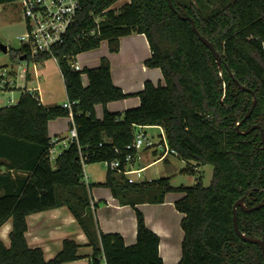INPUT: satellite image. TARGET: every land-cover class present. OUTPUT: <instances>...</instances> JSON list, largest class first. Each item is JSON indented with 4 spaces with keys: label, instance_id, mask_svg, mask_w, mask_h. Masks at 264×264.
<instances>
[{
    "label": "trees",
    "instance_id": "1",
    "mask_svg": "<svg viewBox=\"0 0 264 264\" xmlns=\"http://www.w3.org/2000/svg\"><path fill=\"white\" fill-rule=\"evenodd\" d=\"M120 1L79 0L77 21L51 54L31 58L23 47L13 55L27 56L28 65L56 60L67 99L75 103L78 142L71 143L53 166L49 123L69 117L68 111L47 108L35 92L25 90L16 105L0 110V228L9 220L13 223L10 247L0 240V264L78 260V245L72 241H65L49 262L41 249L27 244V217L60 207L70 211L85 233L92 248L90 264H102L103 255L107 264H164L160 238L147 227L137 206L162 204L169 193L184 194L175 203L185 216L178 264H264L260 246L242 241L233 226L238 201L244 199L246 208L264 203V0H171L175 11L168 0H129L112 9ZM13 2L0 0V5ZM181 17L191 18L213 44L221 68L192 24ZM132 34L146 36L152 57L145 65L161 70L163 85L146 82L142 92L132 94L140 99L138 108L112 113L109 103L132 95L114 85L108 59L82 72L72 65L78 55L98 49L104 41L112 54L118 53L120 39ZM97 106L103 107L102 119L96 117ZM138 127L162 128L169 148L187 163L183 172L193 175V168L211 166L213 176L208 188L202 179L192 187L174 188L169 178L129 184L108 171L100 186L136 214V243L126 246L120 234H106L99 227L90 189L83 182L79 148L86 165L120 159L115 149L124 156ZM236 215L241 233L264 241V208L249 213L238 208Z\"/></svg>",
    "mask_w": 264,
    "mask_h": 264
},
{
    "label": "crops",
    "instance_id": "2",
    "mask_svg": "<svg viewBox=\"0 0 264 264\" xmlns=\"http://www.w3.org/2000/svg\"><path fill=\"white\" fill-rule=\"evenodd\" d=\"M104 43L107 44V48L104 49L102 56H91L94 58L85 61V53H82L77 56L76 63L83 60L84 66L87 64V66L92 65L95 66L94 68H97L101 64V59L107 58L110 63L112 81L125 95H134L142 92L145 83L148 81L156 86L159 84L163 85L161 70L150 69L145 65L146 61L152 57V52L145 35L132 34L121 38L119 52L115 54L110 52L107 41L102 42L101 45ZM36 73L39 75L38 71ZM26 78L28 80L32 79V74L29 70L27 71ZM83 86H88V80L85 76L83 77ZM36 89L40 90L39 96L45 106L39 86L31 89L25 88V91L33 92ZM133 95L125 100L109 103L107 109L112 113L123 114L126 110L138 108L140 106V99ZM98 107L95 108V111ZM100 112L103 118L104 110H100ZM66 118H68L69 124H71L70 118ZM148 128L152 127H147L146 129ZM151 151L154 156H157L155 160L149 154L146 157V152H149L147 150L140 153L139 158L135 162L136 169H146L144 174L157 166L158 169L162 170V163L170 167V160L172 158L178 159L176 155L169 154L164 160H159L163 152ZM143 160H145L146 164H142ZM192 164L195 163L192 162ZM87 171L90 179L86 186L90 189L91 210L98 221L101 231L106 234H120L124 238L126 246H133L137 238V220L134 209L130 206L120 205L109 189L100 186V184L105 182L107 174L99 178L94 171ZM145 179L148 181L152 180L147 178L146 175ZM172 187L178 188L173 185ZM183 197L184 194L181 193H169L162 204L145 203L137 206L145 216L147 227L160 238L159 253L164 264H178L182 258L184 233L181 229V221L185 216L176 210L175 203ZM27 226L28 229L25 236L28 246L31 249H41L46 262L53 260L62 251L65 241H72L78 245L79 259L65 264H90L92 248L89 246L88 239L75 217L66 207L29 215L27 217ZM12 230V220L7 221L0 228V240L6 247H10V234Z\"/></svg>",
    "mask_w": 264,
    "mask_h": 264
},
{
    "label": "rangeland",
    "instance_id": "3",
    "mask_svg": "<svg viewBox=\"0 0 264 264\" xmlns=\"http://www.w3.org/2000/svg\"><path fill=\"white\" fill-rule=\"evenodd\" d=\"M129 0H122L119 3L115 4L112 9H120L123 5L128 3ZM26 34V27L22 21L21 11L19 10L18 5L13 4H1L0 5V47L4 46L7 48V53L5 54L0 48V66L4 69L10 71L9 80L13 81L14 88L12 92L7 91L2 94V99L0 100V110L7 107V101L10 98L15 100L14 104H17L21 93L25 88H36L37 86L41 89V94L43 97L44 104L47 108L62 107L67 103V95L65 91V84L61 77L59 67L57 63L53 60H47L42 64H31L28 66V70L32 74V79L28 80L27 78L21 77L22 69L19 68L22 64H18V59H13V55L19 53L24 44L19 40L20 37ZM107 48V44H102L99 49L95 51H90L85 53L86 60H91L94 57L91 56H102L104 49ZM95 54V55H94ZM83 60L78 62V65L84 70L85 67L88 69L94 68L95 66H84ZM28 64V63H27ZM26 66V63L22 65ZM38 71L39 75L36 73ZM17 75H16V74ZM16 75V77H14ZM19 75V76H18ZM14 77V78H13ZM37 91V89L35 90ZM99 110V113H98ZM100 110H103L102 107H98L97 119L102 118ZM103 113V112H102ZM69 120L66 117L58 118L49 123V136L52 140H55L57 137L65 138L69 135ZM149 138H153L156 144L161 142V135L164 133L163 129L160 127H152L145 130ZM65 151L64 147H56L54 151L51 162L54 166L55 159ZM147 151V150H143ZM142 151V152H143ZM146 152V157L151 156L154 160L157 156H154L152 151L148 150ZM141 152V153H142ZM158 153H161V150H158ZM159 155V154H158ZM159 157V156H158ZM171 166H167L162 163V170L157 167L151 168L145 175L147 178L152 180H159L161 178L167 177L170 178L171 184L177 187H192L198 183L199 179H202L204 187L208 188L211 185L213 168L211 166L197 167L195 169V174L191 175L189 173L183 172L187 167V163L172 158ZM142 162V161H141ZM142 164H146L143 160ZM192 164V163H191ZM195 167V164H192ZM87 170H92L98 175L97 177H103L107 174L105 167L99 163L90 166H86ZM88 172V171H87ZM151 181V180H150ZM176 195V194H175Z\"/></svg>",
    "mask_w": 264,
    "mask_h": 264
},
{
    "label": "built area",
    "instance_id": "4",
    "mask_svg": "<svg viewBox=\"0 0 264 264\" xmlns=\"http://www.w3.org/2000/svg\"><path fill=\"white\" fill-rule=\"evenodd\" d=\"M12 4L18 5L21 11L22 21L26 27V34L20 37L19 40L24 44L31 58L51 54L53 49L63 44L65 37L77 21L81 10L79 0H14ZM91 34H94V31L91 32ZM17 59L18 64L24 65V63H26L25 67L22 65L19 67L22 69L21 77L26 78L29 66L27 60L20 61V57ZM53 60L56 62L55 59ZM72 68L77 72L83 71L76 62L72 65ZM10 73V71L0 66V100L4 92H12L13 90V81L9 80ZM16 75L14 77H16ZM33 92L37 94V100L43 105L39 96L40 90L37 89V91ZM14 103L15 100L10 98L7 101V108L16 105ZM74 105L75 103L67 101V103L62 106L68 111L71 120L69 135L65 138L57 137L55 140H52L53 147L50 150V159L56 147L63 146L66 150L71 143L78 142V130L73 113ZM145 129L146 127H138L136 140L132 145L127 147V152L124 156L120 150L115 149V153L121 158L101 163L107 172H113L116 176L123 177L129 184H144L152 181L145 179L144 173L146 169L135 168V162L144 149L153 151H158L160 149L163 155L159 160H164L169 154L176 155L175 151L169 148L164 133L160 136L162 139L161 142L156 144L153 138H149L147 133H145ZM79 154L84 174L83 182L88 185L90 178L85 169L88 165L85 163V157L80 148ZM102 264H107L104 255L102 256Z\"/></svg>",
    "mask_w": 264,
    "mask_h": 264
},
{
    "label": "water",
    "instance_id": "5",
    "mask_svg": "<svg viewBox=\"0 0 264 264\" xmlns=\"http://www.w3.org/2000/svg\"><path fill=\"white\" fill-rule=\"evenodd\" d=\"M168 2H169V5H170L171 9L174 10V7H173V5L171 3V0H168ZM181 19L184 20V21H187L188 20L192 24V28H193L195 34L197 35L198 39L211 51V53L213 54V56H214V58H215V60H216V62L218 64L219 68H221L222 58H221L220 54L214 48L213 44L210 43L208 40H206V38H204L203 36L200 35V33L198 32V30L196 29V26H195L194 21L191 18H182L181 17ZM0 48H1V50L5 54L8 52L6 47L1 46ZM26 59H27V56H21L20 57V61H25ZM234 81L239 85L238 81H236L235 79H234ZM239 86L241 87V89L243 91L252 93V91L249 90V89H247L246 87L241 86V85H239ZM254 103L256 104V100H254ZM250 115H251V113H249L245 117V120L248 119L250 117ZM253 129H258V127L256 126ZM261 136H262V142L264 143V135H263V132L262 131H261ZM244 201H245L244 199H241L233 207V226H234V231H235L236 235L239 238H241V240L244 241L245 243H249V244H252V245H258V246H260L261 252H262V256H263V261H264V241L263 240H260V239L248 238L243 233H241V231L239 229V225H238L237 215H236V211H237L238 208H242L245 212L249 213V212L258 211V210L264 208V203L259 204L258 206L253 207V208H246V206L244 204Z\"/></svg>",
    "mask_w": 264,
    "mask_h": 264
}]
</instances>
